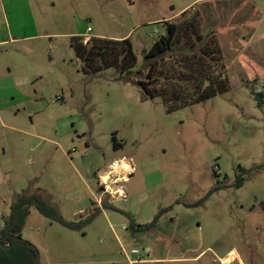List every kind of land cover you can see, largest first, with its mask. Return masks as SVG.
<instances>
[{
    "label": "rangeland",
    "instance_id": "obj_1",
    "mask_svg": "<svg viewBox=\"0 0 264 264\" xmlns=\"http://www.w3.org/2000/svg\"><path fill=\"white\" fill-rule=\"evenodd\" d=\"M187 11L214 33L229 90L167 113L134 81ZM72 37L129 39L131 75H84ZM119 160L122 195L100 193ZM36 191L67 223L94 215L72 230L30 208L21 239L40 264H264V0H0V230Z\"/></svg>",
    "mask_w": 264,
    "mask_h": 264
},
{
    "label": "trees",
    "instance_id": "obj_2",
    "mask_svg": "<svg viewBox=\"0 0 264 264\" xmlns=\"http://www.w3.org/2000/svg\"><path fill=\"white\" fill-rule=\"evenodd\" d=\"M180 16L182 19L176 24L167 25L165 34L159 36L143 54V65L137 72L140 78L134 81L143 99H161L167 113L203 103L229 90L226 66L214 33L202 32L198 13L187 11ZM70 47L82 61L81 70L86 76L113 68L120 80L131 75L137 62L129 39L91 37L84 44L80 37H72ZM254 97L256 106L261 108L262 95ZM241 181H237L236 187L241 185ZM32 207L43 217L72 230L78 229L94 216L91 214L81 223H67L47 205L39 191L18 194L9 207L8 216L3 220L0 242L6 236L21 239L22 228ZM154 222L144 226L131 224L129 229L146 231L154 226ZM8 244L7 249L0 248V264H34V252L31 249L11 238Z\"/></svg>",
    "mask_w": 264,
    "mask_h": 264
},
{
    "label": "water",
    "instance_id": "obj_3",
    "mask_svg": "<svg viewBox=\"0 0 264 264\" xmlns=\"http://www.w3.org/2000/svg\"><path fill=\"white\" fill-rule=\"evenodd\" d=\"M11 238L14 242L16 243H23L27 248L31 249L33 252H34V257H33V262L34 264H40L39 263V258H38V252L36 251V249L31 245L29 244L28 242L26 241H23L22 239L20 238H17V237H10V236H6L2 242H0V248L2 249H7L9 247V244H8V239ZM7 243V244H6ZM175 249H173V251H176V252H179V248L178 247H174ZM186 257L188 258H194L196 257L195 254L193 253H186L185 254Z\"/></svg>",
    "mask_w": 264,
    "mask_h": 264
},
{
    "label": "built area",
    "instance_id": "obj_4",
    "mask_svg": "<svg viewBox=\"0 0 264 264\" xmlns=\"http://www.w3.org/2000/svg\"><path fill=\"white\" fill-rule=\"evenodd\" d=\"M88 32H90V29H88L87 30ZM88 38H84V40H83V43L84 44H86L87 42H88ZM115 178H117L116 179V181H115V183L113 184V187H115V189H114V191H108V188H109V184L107 183V181L105 182V181H103L102 179H100V188H101V192L103 193V194H107V195H109V196H116V197H119V196H121L122 195V191H121V189L119 188V187H117V185L120 183V182H124L123 180H121L120 178H118L117 176H115ZM133 254H136V252L135 251H133L132 252Z\"/></svg>",
    "mask_w": 264,
    "mask_h": 264
},
{
    "label": "bare ground",
    "instance_id": "obj_5",
    "mask_svg": "<svg viewBox=\"0 0 264 264\" xmlns=\"http://www.w3.org/2000/svg\"><path fill=\"white\" fill-rule=\"evenodd\" d=\"M121 163H117L115 162V164H113L110 168H111V171L108 175H104L102 177V180L103 181H107L110 179V175L111 174H114L115 176L119 175V178L121 180H127L126 178V173L129 172L131 170V166L127 165V164H123V165H120ZM109 172V171H108ZM118 177V176H117Z\"/></svg>",
    "mask_w": 264,
    "mask_h": 264
},
{
    "label": "crops",
    "instance_id": "obj_6",
    "mask_svg": "<svg viewBox=\"0 0 264 264\" xmlns=\"http://www.w3.org/2000/svg\"><path fill=\"white\" fill-rule=\"evenodd\" d=\"M121 161H123V160H119V161H116V162H117V163H120ZM113 164H115V162H114ZM113 164H112V165H113ZM112 165H111V166H112ZM110 171H111V169L109 170V172H107V173L104 174V175H108V174L110 173ZM104 175L100 176V179H102V177H103ZM100 179H99V180H100ZM124 181H127V180H124ZM99 185H100V181H98V186H99ZM99 191H100V193H102V192H101V188H100V186H99ZM173 249H175V248H173ZM223 258H225V257H223ZM223 258H222V259H223ZM222 259H221V260H222Z\"/></svg>",
    "mask_w": 264,
    "mask_h": 264
},
{
    "label": "flooded vegetation",
    "instance_id": "obj_7",
    "mask_svg": "<svg viewBox=\"0 0 264 264\" xmlns=\"http://www.w3.org/2000/svg\"><path fill=\"white\" fill-rule=\"evenodd\" d=\"M113 176H114V175H113ZM114 179H115V177H114ZM115 181H116V180H110V179L108 180L109 183H110V182H111V183H112V182L115 183ZM4 238H5V237H4ZM4 238H3V239H4Z\"/></svg>",
    "mask_w": 264,
    "mask_h": 264
}]
</instances>
